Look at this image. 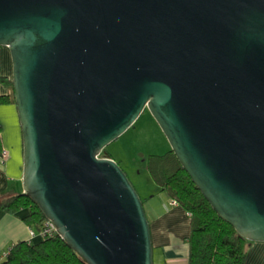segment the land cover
<instances>
[{
    "label": "water",
    "instance_id": "1",
    "mask_svg": "<svg viewBox=\"0 0 264 264\" xmlns=\"http://www.w3.org/2000/svg\"><path fill=\"white\" fill-rule=\"evenodd\" d=\"M24 193L88 264H154L143 198L101 157L148 108L219 216L264 242V0H0Z\"/></svg>",
    "mask_w": 264,
    "mask_h": 264
},
{
    "label": "trees",
    "instance_id": "2",
    "mask_svg": "<svg viewBox=\"0 0 264 264\" xmlns=\"http://www.w3.org/2000/svg\"><path fill=\"white\" fill-rule=\"evenodd\" d=\"M2 87L9 91H3ZM0 104L17 107L14 83L7 76L0 79ZM2 135L3 124L0 121L1 155L5 151ZM101 157L113 158L106 150ZM147 168L159 185V193L144 200L145 205L152 199L150 208L145 205L150 221L157 217L152 203L160 205L157 204L159 198L156 196H162L163 206H166L164 213L177 205L190 215L191 233L187 238L190 252L187 264H247L252 241L219 216L194 184L173 150L150 155L147 158ZM0 211L15 215L25 211L23 220L36 235L39 234L13 244L0 264H88L56 231L42 235L47 218L24 192L5 196L0 201Z\"/></svg>",
    "mask_w": 264,
    "mask_h": 264
},
{
    "label": "crops",
    "instance_id": "3",
    "mask_svg": "<svg viewBox=\"0 0 264 264\" xmlns=\"http://www.w3.org/2000/svg\"><path fill=\"white\" fill-rule=\"evenodd\" d=\"M2 76H13V60L8 47H0V79ZM3 88V87H2ZM8 92V89L3 88ZM18 107L13 105L0 106V121L3 124V142L8 151L6 163H3L0 154V201L8 195L24 191V140L22 126L18 112V120H3L2 113L15 115ZM24 212L18 215L7 211H0V261L7 256L11 246L16 242L32 237V230L23 220ZM171 217L178 227V234L170 235V240H161L160 233L153 229L154 246L165 247L168 264L188 263L190 247L186 238L191 233L190 215L180 206H174L166 215ZM184 238V240H183ZM186 245L181 250L179 245ZM187 250V251H186ZM247 264H264V242H252L249 248Z\"/></svg>",
    "mask_w": 264,
    "mask_h": 264
},
{
    "label": "rangeland",
    "instance_id": "4",
    "mask_svg": "<svg viewBox=\"0 0 264 264\" xmlns=\"http://www.w3.org/2000/svg\"><path fill=\"white\" fill-rule=\"evenodd\" d=\"M0 106L9 105L0 104ZM18 117V112L17 114L15 113V115L2 113L3 120H18ZM105 150L108 151L127 172L143 198V201L159 193V185L153 180L147 168V158L152 154H164L172 151V145L150 109L147 108L135 122L134 127L129 128L117 140L109 144ZM156 198H159L157 204L160 203V205L155 206L154 202L152 203L156 208L155 213L157 214V217L152 222L150 221L152 233L155 228L160 233L161 240L168 242L170 240V235H179V229L171 217L165 219L169 211L164 213L166 211V206H163L162 196H156ZM151 200L152 199H149L145 204L149 208ZM150 219L151 218H149V220ZM184 243H188L187 238L186 242L184 240ZM159 246L160 247H154V264H168L167 255L165 253L166 249L162 245ZM184 246L186 245L181 244L176 246V248L182 250ZM182 262L180 263L186 264Z\"/></svg>",
    "mask_w": 264,
    "mask_h": 264
},
{
    "label": "built area",
    "instance_id": "5",
    "mask_svg": "<svg viewBox=\"0 0 264 264\" xmlns=\"http://www.w3.org/2000/svg\"><path fill=\"white\" fill-rule=\"evenodd\" d=\"M7 156H8V151H4L3 154H2V160H3V163H6V160H7ZM55 230V228L53 227L52 224H50L49 222H47L46 224V229L44 230V232L42 233V235H47L49 233H52L53 231ZM39 235V234H38ZM36 235L33 231H32V236H38Z\"/></svg>",
    "mask_w": 264,
    "mask_h": 264
}]
</instances>
